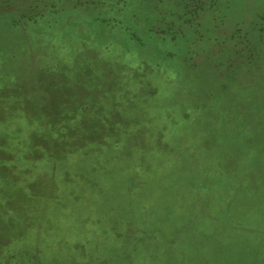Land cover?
Instances as JSON below:
<instances>
[{
    "label": "rangeland",
    "instance_id": "1",
    "mask_svg": "<svg viewBox=\"0 0 264 264\" xmlns=\"http://www.w3.org/2000/svg\"><path fill=\"white\" fill-rule=\"evenodd\" d=\"M141 1L0 0V264H264V0Z\"/></svg>",
    "mask_w": 264,
    "mask_h": 264
},
{
    "label": "trees",
    "instance_id": "2",
    "mask_svg": "<svg viewBox=\"0 0 264 264\" xmlns=\"http://www.w3.org/2000/svg\"><path fill=\"white\" fill-rule=\"evenodd\" d=\"M76 1H77V3L80 6L83 5L84 3H88V5L90 7H92V8L95 5L94 8L97 9V10L100 7L99 11H101V12H98L99 14H97V16L95 18V21H94L95 24L96 23L97 24H101L102 23V24H105V25H109V26H111V28H114V29L117 28V26H118V27H123L124 30H129V28L131 26L127 27V25L133 24V22L129 23L130 19L128 18V16L130 15V18L131 19L133 18V21L135 22L134 24L136 26H139V25H144L145 26L146 25L145 23L141 24V20L139 18L140 17V11H139V14H138L139 17H135L134 18V14L135 13H133V9L131 7L126 5L127 0H123V1H121V0H76ZM87 1H89V2H87ZM141 3L144 4V0L141 1ZM102 6L104 8H102ZM75 10L78 11V9H75ZM150 11H151L150 15L147 17V23L148 24L150 23V24L154 25L156 23H155V20H153V18H155L156 14H158L159 12H158L157 8H151ZM159 15H160V13H159ZM135 16H137V14ZM12 21L13 22H15V21L17 22L16 24H14L17 28L20 29L22 27V30H24V31L28 30L27 28L26 29L23 28V23H20V19L18 17H16V19H14V16H13V20ZM68 24L71 27H76V28L80 27V26H83V25H85V26H87V25L94 26L93 24H91L89 22H86V20L83 19V18H82L81 22H70ZM181 25H182V23H181ZM191 25H194L195 27L194 26L193 27L196 29V27H197L196 24H192V22H191ZM177 29H182V28L177 27ZM31 31L33 33H41V32H39V30L32 29ZM111 32L114 33L113 41L122 43V42H124V40H126V38L123 37L121 34L116 33L113 30ZM54 108H55V104L50 108L49 111H45L44 115L47 118L52 119L53 118V115H52L53 110L52 109H54ZM62 118H63V114H62V112H59L56 122L52 123V125H51V122H50V124L47 123L48 124L47 126L51 127V129L53 130L54 135H60V131L63 132L64 126L60 123ZM56 127H57V131H56ZM39 128H41V125H40ZM42 129H45V126L42 127ZM39 142L41 144H46L48 148L50 147V153H51V158L50 159H52V160H53V158H55L56 153H57V155H56V157H57L58 153L62 152V149H64V144H65V146L69 147L68 150L70 152L72 151L71 150L72 147L70 148L71 143L69 141H61V140H57V139H53V138H52L51 141H49L46 138H42V139L39 140ZM39 147L40 146L37 145V149ZM37 149H35V150L37 151ZM37 153L43 154L44 152H37ZM45 155H48V154H45ZM63 155H65V154L64 153H59V158H61V156L64 157Z\"/></svg>",
    "mask_w": 264,
    "mask_h": 264
}]
</instances>
